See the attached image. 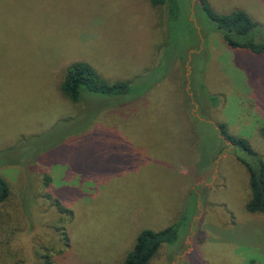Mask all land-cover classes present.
I'll list each match as a JSON object with an SVG mask.
<instances>
[{
  "label": "rangeland",
  "instance_id": "1",
  "mask_svg": "<svg viewBox=\"0 0 264 264\" xmlns=\"http://www.w3.org/2000/svg\"><path fill=\"white\" fill-rule=\"evenodd\" d=\"M207 1L264 44V0ZM201 3L0 0V264H122L175 224L149 264H264V214L220 131L264 161V53L230 46ZM75 62L131 89L73 101Z\"/></svg>",
  "mask_w": 264,
  "mask_h": 264
},
{
  "label": "trees",
  "instance_id": "2",
  "mask_svg": "<svg viewBox=\"0 0 264 264\" xmlns=\"http://www.w3.org/2000/svg\"><path fill=\"white\" fill-rule=\"evenodd\" d=\"M168 1L169 0H151L154 5H164ZM201 1L202 7L206 9L209 16L217 23L218 29L222 31L225 40L230 46L250 49L257 54L264 53V44L256 41L253 37L241 41V38L238 36H247L257 26V23L246 11L236 10L229 15L217 14L212 10L207 0ZM98 81H100L99 75L93 67L91 68L87 63L75 62L69 65L61 87L62 91L73 101L79 100L84 90L120 94L129 92L131 89L129 82H117L114 84H105V82L101 85L98 84ZM220 128V131L225 139L230 142V145L234 146L236 150L241 151L238 155L239 160L246 166L249 172L251 198L247 203L248 211L261 212L264 214V161L262 157L252 148L247 138L228 134L225 132L224 126H220ZM10 196V186L0 175V203H7ZM56 204L59 208L63 209L59 201H57ZM23 209L25 212L24 206ZM69 213L73 215L71 210H69ZM4 215L0 213V219ZM177 226L178 225L175 224L162 230L143 229L138 234L133 249L128 252L122 264H149L163 243L173 242L177 238ZM66 237V246L70 247L68 236Z\"/></svg>",
  "mask_w": 264,
  "mask_h": 264
}]
</instances>
